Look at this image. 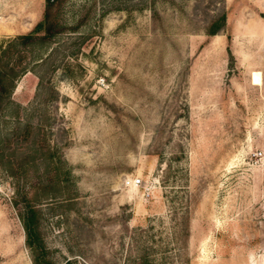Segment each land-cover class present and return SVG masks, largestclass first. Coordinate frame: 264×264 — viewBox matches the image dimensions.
<instances>
[{
  "label": "rangeland",
  "instance_id": "rangeland-1",
  "mask_svg": "<svg viewBox=\"0 0 264 264\" xmlns=\"http://www.w3.org/2000/svg\"><path fill=\"white\" fill-rule=\"evenodd\" d=\"M44 6L0 0V54ZM50 12L58 30L7 59L0 264H264V0Z\"/></svg>",
  "mask_w": 264,
  "mask_h": 264
},
{
  "label": "trees",
  "instance_id": "trees-1",
  "mask_svg": "<svg viewBox=\"0 0 264 264\" xmlns=\"http://www.w3.org/2000/svg\"><path fill=\"white\" fill-rule=\"evenodd\" d=\"M58 0H45V6L42 12V17L35 22L33 27L25 33L17 34L13 37L11 41L8 42L6 47L3 48L0 54V97L4 92V80L5 77L13 71L11 66H7V59L11 53V47L14 44H19L25 46L34 40H46L50 38L57 30L55 27V20L51 16L50 9ZM224 20V15L220 17ZM223 23V22H222ZM218 27V26H217ZM214 28L208 30V33H214ZM229 38V36H227ZM6 59V60H5ZM34 209L30 205L25 206V210L20 214V220L25 233V242L28 246L34 248L38 247V242L32 231V223L35 220ZM32 264H48L46 260L41 258L37 254H32L31 256Z\"/></svg>",
  "mask_w": 264,
  "mask_h": 264
},
{
  "label": "built area",
  "instance_id": "built-area-1",
  "mask_svg": "<svg viewBox=\"0 0 264 264\" xmlns=\"http://www.w3.org/2000/svg\"><path fill=\"white\" fill-rule=\"evenodd\" d=\"M260 151H257L256 154H259ZM124 181L129 184L138 185L141 183L140 177H125Z\"/></svg>",
  "mask_w": 264,
  "mask_h": 264
},
{
  "label": "crops",
  "instance_id": "crops-1",
  "mask_svg": "<svg viewBox=\"0 0 264 264\" xmlns=\"http://www.w3.org/2000/svg\"><path fill=\"white\" fill-rule=\"evenodd\" d=\"M235 58L238 63H240L241 61L243 62V60L245 59L244 57L242 58L240 55L235 56Z\"/></svg>",
  "mask_w": 264,
  "mask_h": 264
}]
</instances>
